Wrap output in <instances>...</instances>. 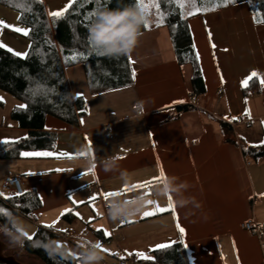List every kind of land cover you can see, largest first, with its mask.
<instances>
[{
  "label": "crops",
  "instance_id": "0c3cea01",
  "mask_svg": "<svg viewBox=\"0 0 264 264\" xmlns=\"http://www.w3.org/2000/svg\"><path fill=\"white\" fill-rule=\"evenodd\" d=\"M72 3L42 0L48 19ZM18 18L0 5V21L29 32ZM188 27L200 57L203 94H192L191 68L177 64L166 28L143 32L127 55L131 86L91 94L82 66L63 70L69 95L83 99L85 115L76 127L47 116L43 132L54 135L51 148L0 160V202L8 205L6 179L12 176L40 202L30 216H19L29 235L74 230L66 245L79 264V253L91 242L101 245L100 264H118L115 254L144 264L147 259L137 253L149 257L174 243L184 245L192 264H264V159L252 161L241 150L264 151V27L253 22L246 3L190 18ZM27 35L0 26V44L6 46L1 49L27 54ZM0 101L10 111L17 105ZM179 106L193 110L178 113ZM10 111L0 113V144L28 135L10 120ZM107 193L118 194L105 198ZM137 197L144 198L142 207L132 203ZM114 202L138 211L120 220L126 209L114 210ZM149 211L155 214L144 216ZM247 220L258 235L241 229ZM1 237L3 256L18 263L36 258Z\"/></svg>",
  "mask_w": 264,
  "mask_h": 264
},
{
  "label": "trees",
  "instance_id": "16d2710c",
  "mask_svg": "<svg viewBox=\"0 0 264 264\" xmlns=\"http://www.w3.org/2000/svg\"><path fill=\"white\" fill-rule=\"evenodd\" d=\"M206 1V0H205ZM150 1L145 0L148 4ZM220 10L224 7L246 3L251 18L264 27V0H207ZM159 9H148L149 27H143L142 33L150 28H166L169 32L177 64L189 66L192 71V94L205 92L198 60L195 56L188 20L200 16L205 11H197L185 16L180 0H156ZM202 2H199V4ZM0 5L18 14L19 24L29 32L25 39L29 42L27 55L23 58L0 48V91L10 95L17 105L12 108L9 118L20 129L28 131L26 138L9 144H0V160L18 159L25 151L51 148L54 135L43 132L47 116L76 127L79 118L85 115L82 98L71 99L64 78L63 70L82 66L91 94H99L131 86L132 70L127 56L119 58L100 56L91 51L88 40L89 27L102 10L123 9L136 5V0H76L62 17L48 19L39 0L25 3V0H0ZM158 11L163 15V23L158 25ZM79 54L75 60L72 56ZM23 105L24 107H19ZM4 103L0 101V110ZM193 110L191 106H179L178 113ZM264 137V127H263ZM243 155L255 154L257 159L264 158V151L258 148H241ZM259 157V158H257ZM8 205L0 202L3 208L11 209L19 216H30L39 209L37 196L23 194L11 195ZM64 218L67 219L66 216ZM5 221L0 218V226ZM47 238L66 245L49 230L38 229L31 240H25L22 250L29 256L38 258L43 264H79L73 256L68 260L58 254L49 255L43 247ZM67 246V245H66ZM68 248V246H67ZM149 264H192L182 243H174L167 248L151 252L147 259Z\"/></svg>",
  "mask_w": 264,
  "mask_h": 264
},
{
  "label": "clouds",
  "instance_id": "9594fccd",
  "mask_svg": "<svg viewBox=\"0 0 264 264\" xmlns=\"http://www.w3.org/2000/svg\"><path fill=\"white\" fill-rule=\"evenodd\" d=\"M150 23V17L138 5H130L123 9L117 10H102L96 15V19L89 27L88 40L91 45V51L100 56L119 58L120 56H127L135 47L138 38L142 35L141 29L145 24ZM144 101H138V107L143 105ZM143 111V108H140ZM165 191H168V185L165 184ZM143 197H137L133 204H139ZM114 210L126 209L125 214H131L138 211V208L127 209V202L117 203L112 205ZM0 212V218H3L5 223L0 226V234L7 239L10 246L20 247L24 246L25 240H31L27 227L24 226L22 219L18 214L14 213L11 209L3 208ZM116 211L113 216L115 218ZM96 244H90L87 248L83 249L79 256L83 255V261L80 264H98L103 257L99 254L100 247H95ZM100 245V244H99ZM45 251L49 255L58 254L62 259L68 260L69 257L74 255L59 241L47 238L43 243Z\"/></svg>",
  "mask_w": 264,
  "mask_h": 264
},
{
  "label": "snow or ice",
  "instance_id": "6c2138e0",
  "mask_svg": "<svg viewBox=\"0 0 264 264\" xmlns=\"http://www.w3.org/2000/svg\"><path fill=\"white\" fill-rule=\"evenodd\" d=\"M32 2H33V0H25V3H28V4H30ZM40 2H42V0H40ZM72 2L75 3L76 0H72ZM169 2H172V0H169ZM206 2H207V0H206ZM224 2L225 3L235 2V0H224ZM153 4H155V6L157 7V9H159V4L156 3V0H150V3H148V4L145 3V0H136V5H138L147 14H148L149 7L152 6ZM68 7H71V4H69ZM181 7H183V4H181ZM67 10H68V8L66 7L62 11H53V12H50L49 15L52 16L53 18H59V17H62ZM157 14L159 16L158 25L157 26H159V24H162L163 23V15H162V13H159V11H158ZM189 14H194V13H189ZM0 26H2L4 28L12 27L13 30L16 31V32H23L24 35H27L28 34V32L25 29H21L19 27L7 25L3 21H0ZM144 27L145 28L149 27V24L146 23L144 25ZM3 47H6V46L3 45V44H0V48H3ZM213 47H214V45H213ZM8 51L9 52H12L13 50L10 49V48H8ZM14 54L17 55V56H26L27 55V54H22V53H14ZM78 56H79V54L74 55L70 59L75 60V59L78 58ZM195 56H196V59L197 60L200 58L199 57V53H196ZM133 75H134V73H133ZM256 75L257 74L255 72H253L251 74V76L249 77V80L252 79L253 77H255ZM261 83L264 84V79L261 80ZM243 84H244V86H247L248 85V80L243 81ZM19 107H24V106L21 105ZM23 155H25V156H30V155H45V156H47V155H51V153H24ZM61 155H63V154H61ZM146 183H149L150 184L151 182H146ZM134 187H141V186L140 185H136ZM128 190L129 189H127V188L124 189V191H128ZM117 194L118 193H107V194H105V198H107L108 196L117 195ZM3 195H4L3 193H0V196H3ZM17 195H19V194H17ZM7 198H10V197H7ZM149 203H151V202H149ZM2 211H3V209H0V212H2ZM157 211H159V208H157ZM154 214H155V212L149 211V212H145L144 213V216L147 217V216H152ZM49 227H51V225H49ZM180 231L183 232V229H181ZM108 234L109 233L105 232V235H108ZM31 238L32 237H29V239H31ZM167 246L168 245H160L158 247L163 248V247H167ZM95 247H101V245L98 244V245H95ZM102 250L107 251L106 249H102ZM137 255L141 256L142 258L148 259V257L145 256L143 253H137Z\"/></svg>",
  "mask_w": 264,
  "mask_h": 264
},
{
  "label": "rangeland",
  "instance_id": "374dc122",
  "mask_svg": "<svg viewBox=\"0 0 264 264\" xmlns=\"http://www.w3.org/2000/svg\"><path fill=\"white\" fill-rule=\"evenodd\" d=\"M147 1H150V0H147ZM199 2H202V3H200L199 4ZM150 3V2H149ZM181 4H183V7H181L182 8V11H183V13H184V15L185 16H189V15H191V14H189V13H196L197 11H205L204 13H210V12H214L215 11V7L213 6V5H211V4H209L208 2H206L205 0H180V6H181ZM155 7V4H153L152 6H150L149 8H154ZM203 13V14H204ZM203 14H201V15H203ZM200 15V16H201ZM196 17V16H195ZM0 94L2 95H0V97L1 98H4V99H8V100H13V102H14V99L10 96V95H8V94H6V93H3V92H1L0 91ZM5 103V102H4ZM3 107H5V108H3L1 111H0V113L3 115V113L5 114H7V112L8 111H10L9 110V107H10V104L7 102L6 103V105L5 106H3ZM257 125L254 123L253 124V131H252V133H254V131H256V129L257 128H254V127H256ZM246 128V127H245ZM247 130H249V129H247ZM263 141L261 140L260 142H258V144L260 143H262ZM262 145V144H261ZM263 150V147H260L259 148V150ZM250 159L253 161L254 160V158H256V155L255 154H250ZM257 158H259V157H257ZM260 159V158H259ZM259 159H257V160H259ZM262 159H264V158H262ZM74 226H76V229H81L82 230V228H81V224H75ZM33 236H34V234H33ZM32 236V237H33ZM1 237V236H0ZM1 239L3 240V241H6V243H8V241H7V239L5 240V238L3 237H1ZM99 242V241H98ZM90 244H92V242L90 243ZM90 244H87V246H86V248L90 245ZM115 254V253H114ZM100 255L102 256V257H104L103 256V254L102 253H100ZM19 261H21V262H27V263H31V264H42L38 259H36V258H32V259H30V260H28V261H26L24 258H17ZM82 261H83V259H82ZM98 264H100L99 262H98ZM144 264H148V262H145L144 261Z\"/></svg>",
  "mask_w": 264,
  "mask_h": 264
},
{
  "label": "built area",
  "instance_id": "2783aa9c",
  "mask_svg": "<svg viewBox=\"0 0 264 264\" xmlns=\"http://www.w3.org/2000/svg\"><path fill=\"white\" fill-rule=\"evenodd\" d=\"M262 92L264 93V90H262ZM6 185L11 189L13 196L19 197V196H22L24 194L23 189H22L21 179L18 177L12 176V177L7 178L6 179ZM17 194H19V195H17ZM133 216H135V213L120 216L119 219L125 220V219L131 218ZM241 229L246 231V232H249L253 235H258V229L252 220H247V221L243 222L241 224ZM74 235H76V232L74 230H71V231H68L65 233L58 234L57 236L63 242H70L71 236H74ZM114 257L118 258V264H139L136 261V259L133 257L120 258L118 254H115Z\"/></svg>",
  "mask_w": 264,
  "mask_h": 264
},
{
  "label": "water",
  "instance_id": "95a60500",
  "mask_svg": "<svg viewBox=\"0 0 264 264\" xmlns=\"http://www.w3.org/2000/svg\"><path fill=\"white\" fill-rule=\"evenodd\" d=\"M5 249L4 245L0 242V264H31V263H18L10 255L3 256L2 252Z\"/></svg>",
  "mask_w": 264,
  "mask_h": 264
}]
</instances>
